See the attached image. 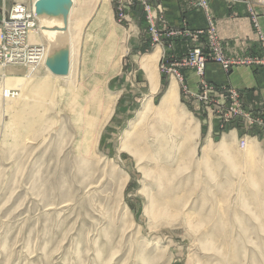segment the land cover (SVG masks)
Wrapping results in <instances>:
<instances>
[{"label":"rangeland","instance_id":"374dc122","mask_svg":"<svg viewBox=\"0 0 264 264\" xmlns=\"http://www.w3.org/2000/svg\"><path fill=\"white\" fill-rule=\"evenodd\" d=\"M31 1L0 0V24ZM245 4L247 55L228 54L209 0L200 26L161 0H78L72 81L0 63V264H264V101L206 77L264 65V0Z\"/></svg>","mask_w":264,"mask_h":264},{"label":"crops","instance_id":"0c3cea01","mask_svg":"<svg viewBox=\"0 0 264 264\" xmlns=\"http://www.w3.org/2000/svg\"><path fill=\"white\" fill-rule=\"evenodd\" d=\"M161 1L168 22L175 23L179 19V14H185L194 25L203 24L202 12L193 8L194 0ZM209 3L216 16L217 31L220 37L227 41L228 54L247 55L254 47L260 48L256 29L253 28L244 7L245 0H209ZM262 19L264 22V17ZM206 77L212 82L229 84L240 89L246 104L249 102L258 108L257 103L264 101V65L237 66L227 76L217 64L207 63ZM261 106L264 110V103Z\"/></svg>","mask_w":264,"mask_h":264},{"label":"bare ground","instance_id":"6f19581e","mask_svg":"<svg viewBox=\"0 0 264 264\" xmlns=\"http://www.w3.org/2000/svg\"><path fill=\"white\" fill-rule=\"evenodd\" d=\"M36 0H32L29 8H32L31 10L33 11L35 18L38 20V23L36 25L35 28L30 30L29 33V44L34 45L35 47H39L41 48V52H38L39 55H36L37 60L35 62H25L24 64H13V63H6L4 62L3 64L12 66L9 68H5V71L3 75H8L10 77H14V76H18L17 71L15 70V66H23L25 72L29 71L30 69L33 70L34 67L41 65L48 73L49 75H52L54 77H58V78H63L65 81H72L73 80V75H72V71L69 68V73L66 76H57L54 75L46 66L45 61H46V57L48 55L49 49H50V41L54 40L57 38V36H59V34H61V32L59 30H55L52 28H58V26H61V23L58 22L55 19H48V18H40L38 16H36L35 14V9H34V3ZM25 2V1H24ZM78 3V0H73V4L74 7L75 5ZM17 4V3H16ZM17 5L19 6H26V4H22V3H18ZM28 6V5H27ZM74 7L72 6V8L74 9ZM71 8V11L69 13L68 16V32L70 35V64L69 67H72V59H73V52H74V48H75V40L73 39L72 36V29H71V20H72V14H73V9ZM42 36V38H44V40L46 42H40L38 41L39 36ZM157 60V52H154L152 54L146 55L145 58L143 59V66L145 67V69H148L152 64H154V62ZM71 65V66H70ZM2 75V76H3ZM150 77V82L153 84L152 86V90L156 89V84H157V78L156 76H153L152 73H150L149 75ZM5 86H2V91H4ZM162 104L165 106H169L170 108H172L175 103L177 102V86L175 84L174 81H171V83L169 84L166 92L164 93L162 100H161ZM162 105V106H163ZM148 106V102L145 106V108ZM144 108V111H146V109ZM142 112V113H143ZM141 113V114H142ZM140 134V133H139ZM144 138V137H143ZM234 163L235 166L238 168V171L240 170L245 171V170H250L255 168L257 161L255 159V157L253 156L252 153H250L249 151H246L245 153L236 156V158L234 159ZM169 204V203H168ZM160 210V209H159ZM164 210L161 209L160 211L162 212ZM166 210V209H165Z\"/></svg>","mask_w":264,"mask_h":264},{"label":"built area","instance_id":"2783aa9c","mask_svg":"<svg viewBox=\"0 0 264 264\" xmlns=\"http://www.w3.org/2000/svg\"><path fill=\"white\" fill-rule=\"evenodd\" d=\"M17 3V2H16ZM32 8L29 6H19L14 4L7 18H3L0 24V63L24 64L37 60L36 55L41 52V48L29 44L30 30L35 28L38 20ZM198 57L199 74L202 73L204 58Z\"/></svg>","mask_w":264,"mask_h":264},{"label":"water","instance_id":"95a60500","mask_svg":"<svg viewBox=\"0 0 264 264\" xmlns=\"http://www.w3.org/2000/svg\"><path fill=\"white\" fill-rule=\"evenodd\" d=\"M73 6V0H36L34 9L40 18L55 19L61 23L58 28L61 34L50 41V49L46 57L47 68L57 76H66L70 64V35L68 32V16Z\"/></svg>","mask_w":264,"mask_h":264}]
</instances>
